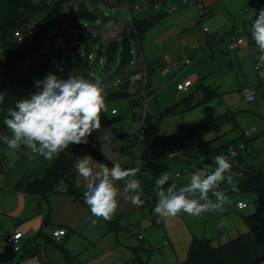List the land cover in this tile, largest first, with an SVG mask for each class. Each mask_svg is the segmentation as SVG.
I'll return each mask as SVG.
<instances>
[{"label": "rangeland", "instance_id": "rangeland-1", "mask_svg": "<svg viewBox=\"0 0 264 264\" xmlns=\"http://www.w3.org/2000/svg\"><path fill=\"white\" fill-rule=\"evenodd\" d=\"M31 1L39 4L42 0ZM261 1L264 0H212V3L207 4V8H214L216 14L222 15H220V19L216 20L218 24L215 29L208 24L207 20L204 25L218 36H223L227 31L233 29H228V27L234 26L237 22L246 21L254 11H258L261 7ZM173 2L180 4L177 0ZM74 3H76V7L81 3L86 4L88 9L96 14L97 20L71 19L68 15L62 14L53 23L38 61L47 63L49 60L54 59V61L60 62L62 71H58L55 64L51 63L48 72L56 74L61 79H67L70 75L93 81L99 78L105 86V98L117 94L121 91V85L135 72L131 65L120 67L123 59L122 52L125 48V35L130 38L129 47L134 54L138 52L139 45L132 34L131 25H128L127 34L124 33L117 40L118 51L114 59L112 58L109 61L108 49L110 43L104 41V30L115 24L123 26L129 20L134 23L137 20L150 19L152 16L160 15V12L152 6H148L142 12L133 11V6L129 3L121 5L119 0H83L80 3ZM137 4L149 5L145 0H138ZM247 5L252 7L251 12L247 13L245 11ZM168 8L169 4L166 6V10ZM179 8L192 11L186 10L185 12L190 16L193 13L194 18L191 21L195 19V22L191 26L181 30L178 35L176 33L180 28L177 29L174 32L175 35L170 36L168 42L157 45L156 38H162L159 35L165 33V31H160L161 26H165L176 15L167 12L161 20L164 21L156 26L152 33L146 34L143 41V58L145 60L158 58V64H161L160 67L164 63L165 59L163 57L166 54L172 61H178L182 55L180 49L181 37L185 36L188 39L187 41H190L182 49L183 54L187 55L189 61L192 62L191 64L185 67L180 66L168 76L160 75V67H156L157 70L151 74L154 85V99L148 108V113L149 115H163L162 123L157 130L159 135L161 137L178 135L185 129L202 127L225 116L229 119L205 135V140L210 143V149H218L237 140V146H246L244 157L250 159L255 171H262L264 169V95L260 91L254 103H247L244 101L242 94L245 87L258 82L261 83L262 80L252 71L249 58L242 51H231L225 43L222 46L214 45L210 52L206 51V40L202 33L197 11L191 7L180 6ZM224 17L228 19L226 23ZM74 35L77 38H74ZM192 35L195 38L190 40ZM60 39L63 42H60ZM32 41L33 38L25 39L24 47H31ZM190 45L192 47L197 45L198 48H193L190 51ZM63 46L67 50L64 58H62ZM95 46H97V50H94ZM77 49L92 54L93 58L90 60L83 59L80 54L76 53ZM50 50L53 51L50 53ZM100 58H102L101 64L99 62ZM135 60L136 55L134 56ZM86 62H88V68L84 65ZM22 68L34 80H43L48 73L45 76H38L30 68L24 66ZM193 73H198L201 76L198 83L193 85L189 93L178 92L177 85L183 83ZM118 81L120 82L119 86H115L114 84ZM201 85L217 89L221 96L214 101L200 104L203 100ZM191 94H194L193 105L199 104V106L191 109H185L184 107L175 114H166L167 109L184 101ZM105 106V110L101 113V128L90 135L92 143L97 144L98 148L94 152L84 155L91 157L94 170H98V164L100 163L107 165L109 168L115 163H119L122 168L131 167L134 165V160L138 161L142 151H164L162 146H157L146 139H142L143 142L138 144L135 152H129L120 139L104 142L106 136H116L122 129L131 127L134 114L142 110L138 105L132 107L127 98L107 100ZM113 110L117 114L114 115ZM252 129H256L257 132H252L248 136L247 143L238 140ZM0 157L2 158L1 154ZM197 163V152L193 151L191 152L190 164L174 162L171 173L180 172L185 166L188 168L190 166L196 167ZM11 165L13 166L14 163H11ZM189 175L188 173L182 174L180 182L186 184ZM85 183L76 171V187L86 190ZM114 183L117 187L119 181ZM60 188V190H67L68 183L63 181ZM133 194L124 193L123 195L121 193L117 198L119 207L112 217L116 227L109 237L110 243L108 246V249H111V243L113 242L112 244L117 249L106 255L104 264L118 263L123 254L131 255L132 248L142 249L138 251L142 264H179L186 260L187 252L194 238L212 239L215 247L223 245L248 232L242 215H251L264 209V194L226 193L228 202L219 211H209L199 216L181 212L176 217L162 218L164 225L157 226L151 217L144 215L139 207L127 199V196ZM239 201L246 203L248 208L242 211L237 210L236 204ZM145 232H148V236L144 240H139V236ZM131 234L133 236H130ZM167 239H170V245L163 246V242ZM121 245H123V248ZM149 246L151 248L147 250ZM157 246H161L162 249L157 250ZM135 262V264H141L138 260H135Z\"/></svg>", "mask_w": 264, "mask_h": 264}, {"label": "clouds", "instance_id": "clouds-1", "mask_svg": "<svg viewBox=\"0 0 264 264\" xmlns=\"http://www.w3.org/2000/svg\"><path fill=\"white\" fill-rule=\"evenodd\" d=\"M248 31L261 54L260 60L264 62V8L252 20ZM34 83L37 91L7 110L3 123L8 134L0 136L4 144L12 150L24 146L33 156L46 159L58 157L69 145L87 144L88 137L101 128V113L106 107L102 81L75 75L61 79L48 72L43 80ZM5 97L6 92L0 91V105ZM235 155L231 148L227 154L215 155L214 169L203 167L192 171L189 183L179 188L175 183L165 188L170 179L167 173L156 178L154 214L158 218H172L181 212L199 216L221 210L228 202L221 185L226 183L235 189L231 161ZM75 168L86 182L84 200L93 216L111 220L115 215L120 195L116 181H123L125 194L134 193L127 196L132 204L137 207L144 204L141 181L136 178L139 168L123 169L119 163L109 168L100 163L98 170H94L89 156L80 158Z\"/></svg>", "mask_w": 264, "mask_h": 264}, {"label": "trees", "instance_id": "trees-1", "mask_svg": "<svg viewBox=\"0 0 264 264\" xmlns=\"http://www.w3.org/2000/svg\"><path fill=\"white\" fill-rule=\"evenodd\" d=\"M2 1V0H0ZM20 11V17L0 30V41L3 46L1 54L2 62H0V70L4 74V80L0 84V91L6 92L4 103L0 105V135L8 134V130L3 123L4 117L7 114V110L15 106V103L23 98L29 97L32 93L37 91L34 79L27 73L22 66L28 67L33 70L38 76H45L51 65L49 62H39L38 58L42 53L45 40L48 37L49 31L52 28L53 23L62 15L66 16V7L74 2H82L83 0H56V2L49 6L46 0H42L39 4H35L30 0H8ZM138 0H119L121 5L129 3L134 6ZM154 2H152L153 5ZM41 12L44 16L38 22V31L35 33L31 47H24L23 43H19L15 40L16 34L33 18H35ZM165 15L152 16L150 19L137 20L134 22V30L132 29L133 36L140 43L138 54L141 53L142 41L145 38L146 33L156 23H158ZM127 34V31L125 32ZM130 38L125 35L124 45L125 48L122 52V64L120 67L131 65L134 61V56L131 54L129 47ZM118 51V43L111 42L109 44V61L115 57ZM51 53V50H50ZM33 56H37V60L34 63H24V61ZM88 68L87 62L84 64ZM148 70V69H147ZM148 83L146 87V93L148 96H152L154 92H151V72L148 70ZM262 84L259 86L261 87ZM258 88V86H257ZM204 100L201 104L212 101L217 98L219 94L212 90L210 87H204ZM137 92V93H136ZM134 94L128 92V84L121 85V91L117 94L110 95L105 98V101L117 98L129 99V104L133 107H143L144 99L141 90H137ZM194 94H191L184 101L179 102L175 106L166 110V114H175L179 109H191L198 105H193ZM136 113L134 114L135 117ZM163 115H148V130L146 133V140L151 141L155 145H174L184 143L192 151H196L198 155H204L209 157L213 162V157L219 155L220 152L227 146L237 145V140H234L227 145L221 146L218 149H210V143L205 140V135L217 128L222 122H225L229 118L223 116L217 120L207 123L206 125L198 128H188L179 133L178 135H172L168 137H161L158 133V128L162 123ZM239 141H245L247 143L249 138L244 134ZM92 145L91 137H88V143H81L79 145H69L67 149L60 153V155L54 159H51V166L47 174L42 179L37 180H25L21 182L17 189L27 194L36 197H48L55 192L60 191V184L63 181L68 183L66 193L70 194L76 199H81V194L78 188L75 186V165L77 161L82 157L80 150L82 148H90ZM242 162L247 163V167L244 169L234 168V171H241V176L234 177L235 190L228 191V193H247L261 195L264 194V169L262 171H255V168L246 158L242 159ZM131 167H125L123 169H132ZM215 168V164H214ZM233 171V172H234ZM225 185V186H224ZM228 186L226 183L221 185V188L225 190ZM244 223L248 228V232L240 235L239 237L232 239L231 241L220 245L218 247L213 246V240L209 238H194L189 250L187 252L186 260L180 264H264V209L251 215H242ZM111 230L115 229L116 223L111 220H106ZM42 234V233H41ZM36 252L40 253L39 248L42 241L35 238ZM141 264L140 257H136ZM44 264H49L44 261Z\"/></svg>", "mask_w": 264, "mask_h": 264}, {"label": "crops", "instance_id": "crops-1", "mask_svg": "<svg viewBox=\"0 0 264 264\" xmlns=\"http://www.w3.org/2000/svg\"><path fill=\"white\" fill-rule=\"evenodd\" d=\"M208 3H212V0H205L206 8ZM171 4L177 8V10L172 13V15H176L170 20V22L165 24V26H161L162 28L160 31H165V33L159 35L158 32V35L162 38H156L155 42L157 45L168 42L170 36H174V32H176L177 29L180 28L178 33H176L178 35L181 30L188 28L195 22V19L194 21H191L194 18L192 15L193 13L191 16L190 14L185 13L186 10H191L179 8L180 6H187H184L181 3L180 5L173 1ZM260 5V9L264 8V1H261ZM259 10L254 11L253 14L248 17V19L258 16ZM164 11L166 12V8ZM207 11L209 12L207 19L208 24L215 29L218 24L216 20L220 19V15L222 14H216V10L214 8H207ZM163 14L166 15L165 13ZM20 15V11L10 1H0V30L5 28L13 21L17 20ZM223 19L225 20V23L228 20L225 17ZM160 21L156 23L151 29H149L146 34L149 32L152 33V30L156 26L160 25V23H162L164 20L161 22ZM240 22H237L232 27H228V29H233L227 31L224 35L232 32L240 24ZM167 28L168 30H166ZM191 38L195 37L192 35L190 40H192ZM143 41L141 55L144 51ZM188 42L190 43V41ZM138 45L140 46L139 42ZM190 46L191 47H189V50L192 51L193 47L192 45ZM182 47L183 46L181 45L180 49L182 55L178 61H172L166 54L164 55L165 57H163L165 60L162 67H160V63L158 64V58L155 57L154 59L146 60L147 69L152 74V72L157 70L156 67H160V75L168 76L180 66H188L192 62L189 61L187 55L183 54ZM2 51L3 46L0 41V62H2ZM52 51L53 50H51V52ZM66 52L67 50L65 49V46H63L62 58H64ZM243 53L247 55L245 52ZM133 69L136 71L134 66ZM167 69L169 71L165 72ZM190 77L194 78L195 85L201 78L198 73H193L190 75ZM3 80L4 74L0 70V84L3 82ZM252 85L258 86V92H263V89L259 87L261 85L260 82L254 83ZM153 87V81H151V92H153ZM200 87L203 94V100L204 87H210L219 94L218 97L221 96V93L211 86L201 85ZM203 100L200 102V104L203 102ZM196 105L199 106V104ZM0 154L2 156V158L0 157V264H44V261L49 264H104L106 255L112 251L114 252L117 247H115L112 242L111 249H108L110 243L109 237L112 234V230L105 219L97 218L92 215L90 208L84 200L83 194L85 190L79 189L77 187L82 196L81 199L74 198L70 194L66 193L67 190L63 189L59 192L51 194L48 197H36L27 194L21 190H18V185L25 180L42 179L47 174L51 166V159H46L43 156H33L30 150L24 146H21L17 150L9 149L4 144L2 139H0ZM247 160L249 163H251L250 159ZM11 163H14V165L12 166ZM117 187L120 194L122 193L124 195L122 181H119ZM59 229L66 230L67 234L62 239L57 240L54 236V232ZM16 232H22L24 234V238L22 240L23 250L17 254L11 251L3 253L2 248L5 244L6 238ZM36 237L39 241H42L39 251L44 252V258H41L40 253L36 252ZM121 247L123 248V245H121ZM149 247L151 248V246ZM140 250L142 249L132 248L131 255L123 254L122 259H120V261H118L116 264H135L136 257H140V255H138V251Z\"/></svg>", "mask_w": 264, "mask_h": 264}, {"label": "built area", "instance_id": "built-area-1", "mask_svg": "<svg viewBox=\"0 0 264 264\" xmlns=\"http://www.w3.org/2000/svg\"><path fill=\"white\" fill-rule=\"evenodd\" d=\"M149 5L144 6L143 4H135L132 7L133 11H139L142 12L147 9L148 6H152L155 9H157L160 13H174L177 8L176 6L172 5L171 2L175 0H145ZM181 4L187 7L194 8L199 17V22L201 24L202 33L206 40L207 49L206 51L210 52L214 45L222 46L223 43L226 44L227 48L231 51H242L245 52L249 58L250 62V68L253 72L259 77V79L262 80L261 88L263 89L264 94V62L260 60V52L258 51L255 42L252 40L251 33L248 31V28L251 25L252 20L256 18L251 17L247 19L245 22L240 23L232 32L223 35L218 36L215 32H213L211 29L206 27L204 25V22L208 19L209 12L207 11L205 1L204 0H177ZM47 5L52 6L56 0H46ZM152 2L153 5H152ZM169 4V8L164 11L166 6ZM252 7L247 6L245 11L251 12ZM44 16V13L41 12L38 14L35 18H33L31 21H29L17 34L15 37V40L19 43H24L25 39L27 38H33L35 33L38 31V22L39 20ZM131 25L132 29L134 30V23L130 20L127 21L123 26H120L118 24L111 25L109 28L105 29L103 32V38L104 41L107 43L116 42L118 38L123 35L127 31V26ZM74 38H77V36H73ZM60 42H63L62 39H60ZM180 44L184 47L188 45V41L185 36L181 37ZM194 49H197L198 46H193ZM94 50H97V46L94 47ZM77 54H80L83 59H92L93 55L89 53L82 52L80 49H77ZM131 54L136 55V60L131 63L136 69V71L129 76V78L124 82L128 84V92L133 94L137 90H141L143 99H144V105L142 107V110L139 113H136L134 117V121L131 127H128L126 129H122L120 132L117 133L116 136L110 137L106 136L104 139V142H109L112 139H120L123 143L125 148L129 152H135L137 149V146L140 142H143L142 139H146V133L149 127L148 124V108L151 105L152 100L154 99V96H148L146 93V87L148 83V70H147V64L146 60L143 58V56L138 53L134 54V52H131ZM100 64L102 62V58L99 60ZM51 63H54L56 66V69L58 71H62V66L60 62L54 61V59H51ZM88 64V62H87ZM167 69L165 72H168ZM120 82L118 81L115 83V86H119ZM194 85V78L189 77L186 79L183 83L178 84L177 90L180 93H189L190 89ZM105 88V86H104ZM244 101L247 103H254L257 100V96L259 94L257 86H248L245 87L242 90ZM114 115L117 114V112L114 110L112 112ZM256 133V129H252L248 132H246V136L248 137L251 135V133ZM162 146L164 151H152L148 150L146 152H141L138 161L134 160V168H139V172L137 173L136 178L141 181V190L143 192V195L141 196V199L144 200V204L142 206H139V209L146 215L147 217H151L155 224L157 226L164 225L162 218H158L156 214H154V208L156 206L157 197L155 195V192L157 189L155 188V180L159 176H161L164 173H167L170 177L167 184L165 185V188L168 187V185L175 183L177 185V188L186 185L180 182L182 174L188 173L190 174L192 171L200 169V168H207L211 167L214 168V163L212 160L209 159V157L204 155H198L197 154V166L196 167H190L188 168L185 166L180 172L171 173V168L174 166V162H180V163H189L191 160V152H193L191 149H189L188 146H186L184 143L177 144L176 146L172 145H157ZM98 148V145L95 143H92L90 148H82L80 150V155L84 156L87 155L90 152H94ZM231 148L236 152L235 157L231 158L232 164H233V171L234 168H240L244 169L247 167L246 162L241 161L244 159V151L246 150V146H227L225 149H223L220 154H227L228 149ZM236 176H241V171H234ZM225 186V185H224ZM231 186L225 187V193L228 191H233ZM211 196V193L209 194ZM236 208L239 211H242L246 208H248V205L244 202L239 201L236 204ZM67 234L66 230L59 229L54 232V236L57 240L62 239ZM163 235V233H161ZM130 236H133L131 234ZM148 236V232H145L144 234L139 236V240H144ZM24 238V234L22 232H16L10 236H8L5 240V244L2 248L3 253H7L9 251L13 253H19L23 250V243L22 240ZM36 244V243H35ZM170 245V239H167L163 242V246H169ZM150 247L147 248L149 250ZM157 250H161V246L156 247ZM41 258L45 257L44 252H40Z\"/></svg>", "mask_w": 264, "mask_h": 264}, {"label": "water", "instance_id": "water-1", "mask_svg": "<svg viewBox=\"0 0 264 264\" xmlns=\"http://www.w3.org/2000/svg\"><path fill=\"white\" fill-rule=\"evenodd\" d=\"M68 16L71 19H81L86 21H95L97 20L96 14L88 9V6L84 3L79 4L76 7V3H72L66 7ZM37 60V56H33L24 61V63H34Z\"/></svg>", "mask_w": 264, "mask_h": 264}]
</instances>
